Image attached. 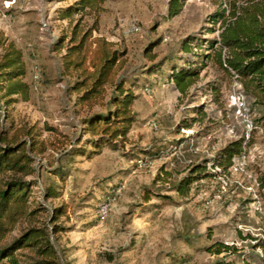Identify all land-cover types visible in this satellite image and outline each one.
I'll return each mask as SVG.
<instances>
[{"label": "rangeland", "instance_id": "374dc122", "mask_svg": "<svg viewBox=\"0 0 264 264\" xmlns=\"http://www.w3.org/2000/svg\"><path fill=\"white\" fill-rule=\"evenodd\" d=\"M79 1L0 0V30L23 52L31 90L28 101H0L2 122L54 127L85 147L73 157L49 151L37 158L40 173L27 181L34 184L31 200L47 211L0 246L36 224L49 228L60 264H264V106L221 66V46L211 43L224 30L216 16L248 0H181L176 14L174 0H97L93 10L63 18ZM79 22L85 30L97 24L94 36L126 52L122 74L137 83L136 122L118 149L89 145L84 112L68 92L74 79L61 75L66 49L55 45L65 36L68 42ZM133 24L139 32H131ZM190 38L199 43L184 50ZM191 63L200 73L181 93L172 74ZM240 140L241 154L228 168L218 165L221 151ZM58 166L63 179L52 174ZM53 180L60 196L46 200ZM57 208L66 213L56 234L50 217ZM216 244L232 250L215 254ZM31 257L19 255L20 264Z\"/></svg>", "mask_w": 264, "mask_h": 264}, {"label": "trees", "instance_id": "16d2710c", "mask_svg": "<svg viewBox=\"0 0 264 264\" xmlns=\"http://www.w3.org/2000/svg\"><path fill=\"white\" fill-rule=\"evenodd\" d=\"M96 3L97 0H80L75 6L67 8L62 16L72 18L84 13L87 8L93 10ZM182 5L181 0H174L171 12L176 14ZM226 12L216 16L222 18L224 28L220 39L210 42L221 46L215 53L221 66L234 72L246 94L264 106V0H248L245 5L235 3L229 15ZM96 29L97 24L85 30L79 22L73 27L68 42L65 36L55 46L57 50L66 49L62 56L61 75L74 79L68 92L76 96V105L84 112V131L92 139L89 145L96 149L104 146L118 149L125 144L136 122L134 103L137 96L133 87L137 83L135 78L122 74L127 63L126 52L116 49L115 44L106 38L94 36ZM192 41L197 40H187L184 50ZM200 69L192 67L191 63L189 67L173 72L172 79L181 93H186L194 83ZM26 76L23 52L9 42L0 30V101L6 107L19 99L29 100L31 90L25 81ZM9 117L11 112L8 111L6 118ZM5 123L0 114V244L22 222H40L47 211L36 200H31L34 184L27 181L28 177L40 173L35 166L37 158L46 157L49 151L61 152L68 157L85 151L84 146L78 148L81 138L73 141L57 128L42 129L37 124H16L13 120L9 126ZM44 130L54 136L44 138ZM243 145L244 140H240L223 149L217 159L218 165L228 168L232 159L243 151ZM52 174L59 179L67 175L61 166L55 168ZM183 184L178 188L181 189ZM58 189L57 182L50 181L44 189L45 199L57 200L60 196ZM65 213L63 208L55 209L51 222L55 224ZM54 226L57 234L58 227ZM214 247H218L215 251L218 255L232 250L225 244ZM212 248L208 251L212 252ZM24 252L32 255L25 264H60L48 227L34 224L11 244L0 246V263L8 260L10 264H20L19 255L23 256ZM215 264L234 263L217 261Z\"/></svg>", "mask_w": 264, "mask_h": 264}, {"label": "built area", "instance_id": "2783aa9c", "mask_svg": "<svg viewBox=\"0 0 264 264\" xmlns=\"http://www.w3.org/2000/svg\"><path fill=\"white\" fill-rule=\"evenodd\" d=\"M140 31V27L137 26V24H133L131 25V32H139ZM153 126L156 127V123L153 122ZM108 214V205L105 204L104 206L101 207V215L103 217H106Z\"/></svg>", "mask_w": 264, "mask_h": 264}]
</instances>
